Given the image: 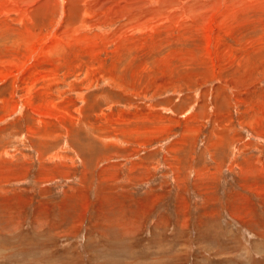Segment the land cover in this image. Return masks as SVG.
Here are the masks:
<instances>
[{"label":"rangeland","instance_id":"1","mask_svg":"<svg viewBox=\"0 0 264 264\" xmlns=\"http://www.w3.org/2000/svg\"><path fill=\"white\" fill-rule=\"evenodd\" d=\"M177 1L0 3V264H264V0Z\"/></svg>","mask_w":264,"mask_h":264},{"label":"bare ground","instance_id":"2","mask_svg":"<svg viewBox=\"0 0 264 264\" xmlns=\"http://www.w3.org/2000/svg\"><path fill=\"white\" fill-rule=\"evenodd\" d=\"M23 2V1H22ZM34 2V1H33ZM151 2L153 3V4H155L154 6H152V7H150V9H149V11H150V14H149V16H153V15H155V14H163V12H165V13H169V10H172V7L174 6V8L176 7V8H178L177 6H176V2H179V1H177V0H151ZM182 2H183V0H182ZM243 2H244V5L245 6H247V5H252L253 4V0H243ZM0 3L1 4H3L4 6L3 7H7V0H0ZM17 3V2H16ZM184 3V2H183ZM242 3V0H187V2H186V6L184 7V8H182V10L181 9H179V10H181V11H184L185 9H189V8H192L191 9V11H193V9H194V11H200V10H204L205 11V9H207V8H209V7H211L212 8V6H215L216 5V10H215V13L216 12H218V13H220V11L222 10V9H224L223 7H225L226 5H227V7H228V5H230V7L231 6H236V5H240ZM23 4V3H22ZM178 4V3H177ZM182 4V3H181ZM11 5V4H10ZM9 5V6H10ZM207 6V7H206ZM14 8V7H13ZM27 8V7H26ZM179 8H180V4H179ZM226 8V7H225ZM5 9V8H4ZM8 9H10L11 10V8H8ZM7 9V10H8ZM24 9V8H23ZM6 10V11H7ZM175 10V9H174ZM173 10V11H174ZM212 10H213V8H212ZM5 11V10H4ZM17 11V10H16ZM19 11V10H18ZM27 11H28V9H27ZM193 11V12H194ZM175 12V11H174ZM23 13V12H22ZM25 13V12H24ZM173 13V12H172ZM133 14V13H132ZM171 14V13H170ZM185 14V13H184ZM134 15V14H133ZM166 15V14H165ZM180 15H182L183 16V14H180ZM27 16V15H26ZM132 16V15H131ZM171 16H173V15H171ZM170 16V17H171ZM181 16V17H182ZM193 16H195V13H193ZM221 16V15H220ZM185 17V16H184ZM186 18V17H185ZM201 18V17H200ZM202 18H204L203 17V15H202ZM201 18V19H202ZM165 19V18H164ZM167 19V18H166ZM165 19V20H166Z\"/></svg>","mask_w":264,"mask_h":264}]
</instances>
